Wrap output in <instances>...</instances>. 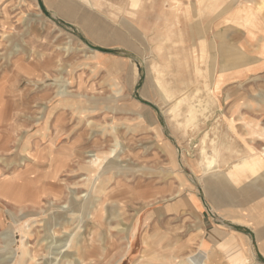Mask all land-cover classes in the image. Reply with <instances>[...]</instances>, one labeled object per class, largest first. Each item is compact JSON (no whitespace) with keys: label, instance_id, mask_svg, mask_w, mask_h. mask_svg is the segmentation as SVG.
<instances>
[{"label":"rangeland","instance_id":"obj_1","mask_svg":"<svg viewBox=\"0 0 264 264\" xmlns=\"http://www.w3.org/2000/svg\"><path fill=\"white\" fill-rule=\"evenodd\" d=\"M62 1L0 0V185L39 196L30 209V200L0 195V264L8 251L19 259L21 244L35 264H50L47 247L69 238L82 240V264H164L163 255L212 251L206 264H229L218 232L245 236L264 264V192L252 185L263 186L261 174L233 187L225 179L264 154V65L227 78L238 65L230 51L260 37L249 21L264 0H65L63 11ZM251 26L254 39L244 35ZM90 152L100 176L84 171ZM189 191L205 208L169 215L165 207ZM252 207L262 220L234 217Z\"/></svg>","mask_w":264,"mask_h":264},{"label":"bare ground","instance_id":"obj_2","mask_svg":"<svg viewBox=\"0 0 264 264\" xmlns=\"http://www.w3.org/2000/svg\"><path fill=\"white\" fill-rule=\"evenodd\" d=\"M77 1V0H76ZM217 1V0H216ZM226 1V0H225ZM263 4V3H262ZM69 6V4L67 2H65V0H63L62 2H60V9L63 11L64 9H66ZM212 6V5H211ZM73 9V8H72ZM199 9V8H198ZM74 10V9H73ZM72 11V10H71ZM70 12V11H68ZM71 13V12H70ZM72 15H74L73 11L71 13ZM90 30L96 31L98 30L97 27L94 26H90L89 28ZM231 31V30H230ZM129 32V31H128ZM126 33V32H125ZM128 34V33H127ZM120 36H123L124 38H126L125 34H123L122 32H120L118 30V33L116 34L115 38L119 39ZM132 41V40H131ZM131 44V43H130ZM232 45V44H231ZM232 53V54H231ZM243 53V52H241ZM151 54V53H150ZM231 55H234L236 57L237 53H233V51H230ZM155 59V58H154ZM232 60H236V58H231ZM131 64V68L130 71L128 73H126L125 77H126V86L129 90H132L134 87V80L135 78L138 77V66L136 63L130 62ZM124 66V65H122ZM212 67V66H211ZM213 69V67H212ZM124 71V70H123ZM117 74V73H116ZM132 74V75H131ZM134 75V77H133ZM124 77V75H123ZM121 84V83H120ZM154 87V86H153ZM198 88V86H197ZM66 90V89H65ZM196 90V89H195ZM158 93V92H157ZM156 93V94H157ZM71 94V93H70ZM130 95V94H129ZM182 95V94H181ZM202 96V95H201ZM60 97V96H59ZM169 97V96H168ZM172 97V95H171ZM142 98V96H141ZM170 99V98H169ZM173 99V98H172ZM174 100V99H173ZM181 101V100H180ZM172 102V101H170ZM80 104V103H79ZM78 104V106H80ZM138 103L136 102H132L131 103V109L135 112L138 110ZM163 104V103H162ZM168 104V103H167ZM169 105V104H168ZM177 105V104H176ZM144 107V106H143ZM175 107V106H174ZM147 108V107H146ZM191 109V108H190ZM198 109V108H197ZM173 110V109H172ZM193 110V109H192ZM195 110V109H194ZM139 111V110H138ZM200 112V110H199ZM194 113V112H193ZM192 113V114H193ZM190 116L191 119L193 118L192 115ZM195 114V113H194ZM196 116V115H195ZM189 121V120H188ZM90 123V122H89ZM88 124V123H87ZM91 124V123H90ZM191 124V123H190ZM3 129V128H2ZM6 129V128H5ZM93 129V128H92ZM127 129V128H126ZM7 132V131H6ZM55 132V131H54ZM163 132V131H162ZM121 134V133H120ZM185 134V133H184ZM9 136V135H8ZM119 137V136H117ZM264 138V137H263ZM8 139V137H7ZM213 139V138H212ZM18 142V141H17ZM122 142V141H121ZM158 145V144H157ZM112 150V149H111ZM120 150V149H119ZM204 150V149H203ZM202 150V153H204V151ZM114 152V151H113ZM177 153V152H176ZM88 154V158L89 160L87 161V166L84 167V171L87 169H93L92 172H89V174L93 177V176H100L97 174V168L98 165L100 163H97L99 160L98 158H96V155L93 154L92 152L87 153ZM176 155V154H175ZM120 157V155H119ZM75 159V158H74ZM117 159V158H116ZM121 160V159H120ZM204 160L207 164V167L210 168L214 162V159H209L204 157ZM25 161V160H24ZM95 161V162H94ZM177 161V159H176ZM75 162V161H74ZM14 165V164H13ZM104 165V164H103ZM15 166V165H14ZM32 166V165H31ZM20 167V166H19ZM72 167V166H71ZM35 169V168H34ZM88 171V170H87ZM86 171V172H87ZM258 174H261V181L263 183V186H257L255 185V181L252 182V185L254 187L255 190L259 191V192H264V154L263 157H258L255 160H253L252 162H248V158L246 159H242L240 162V165L236 164L227 174L228 178L225 176V179L228 181V183L233 187V186H238L241 182V180L243 178L248 179V178H255ZM12 175V174H11ZM104 178V177H102ZM59 179V178H58ZM84 180V179H83ZM104 181H101L99 183V187L98 185H93L95 188V192L98 195H105L106 193V188L105 185L108 183V180L106 178L103 179ZM218 180V179H217ZM92 182H88V184H90ZM226 183V182H225ZM55 184V183H54ZM64 184V183H63ZM92 185V184H91ZM72 190V189H71ZM75 191V190H74ZM81 192V191H80ZM64 193V192H63ZM72 193V192H71ZM2 194V195H1ZM72 193V197H73ZM76 194V193H75ZM0 195L3 196L5 199L7 200H15V199H21L23 198L24 200H30V204L31 206L30 209H35L38 205H39V196L38 194L35 192L30 191L29 193H22L20 194V192H17L16 188H12V186H4L2 187L0 185ZM41 195V194H40ZM64 195V194H63ZM56 197V196H55ZM80 197H85V195H82ZM42 198V197H41ZM46 198V197H45ZM99 199V197H98ZM260 199V198H259ZM61 200V199H60ZM64 202V201H63ZM44 203V202H43ZM90 204V205H89ZM88 205L89 206H93V204L90 202ZM101 204V203H100ZM264 204V197L262 198V201L259 205ZM26 206L20 207L25 208ZM54 208V207H52ZM240 208V207H239ZM255 207L249 208V209H241L239 211L240 215H245L247 217H250L252 220H255V218L257 217V219L262 220L263 218H260L258 216V214L256 213V211L254 212L253 209ZM48 210V209H47ZM54 210V209H53ZM103 210V209H102ZM51 211V210H50ZM49 212V211H48ZM58 212L59 213H63V214H68V208L66 206H60L58 207ZM75 212V210L72 211V213ZM46 213V212H45ZM95 213V209L92 210V213H88V215H93ZM97 213V212H96ZM237 214V213H236ZM96 217V216H95ZM11 220V219H10ZM17 223V220L14 221V223ZM11 225V224H10ZM14 225V224H13ZM123 229V228H122ZM13 229H11V232L7 237L8 239V244H12L14 242V237H13ZM53 233V232H52ZM259 233V231H257V234ZM27 234L24 233V236H26ZM55 235V234H52ZM23 236V237H24ZM216 238H218L219 240L221 239H226L223 242L219 243V247L220 249L223 251L224 258L227 260V262L229 264H257L254 263L253 261V254H252V250H251V246H249L248 241L246 240L245 245H244V252L242 250V241H240V244L238 243V238L237 237H233V235L230 236V238H225V236H222V234L220 232H218L215 235ZM77 238V237H76ZM261 241V240H260ZM258 242V246L261 250V252L264 253V242ZM61 244L59 246H48L47 247V254L50 258V264H82L84 263V260L80 257L79 252L81 250V244H82V240H75L72 241L71 238L63 240L62 242H60ZM50 244V243H48ZM29 246V245H28ZM32 246V245H31ZM20 252H21V256L19 259H16V254L14 253V251H8L7 255L3 258L4 264H24L26 257H29L27 261H29L28 264H35V256H29L27 255V250L25 248V246L23 244L20 245ZM38 253V252H37ZM46 255V254H45ZM44 255V256H45ZM209 256L208 254H199V255H195V256H188L186 258H179L176 254L175 255H163V263L164 264H206V259L205 256ZM42 256V254H41ZM211 256H214V253L211 252ZM210 256V257H211ZM40 257V256H39ZM18 258V257H17ZM112 258V257H111ZM110 258V259H111ZM210 260V259H209ZM120 261V260H119ZM118 261V262H119ZM107 263V262H106ZM116 263V261H115ZM87 264V263H86ZM109 264V263H108Z\"/></svg>","mask_w":264,"mask_h":264},{"label":"crops","instance_id":"obj_3","mask_svg":"<svg viewBox=\"0 0 264 264\" xmlns=\"http://www.w3.org/2000/svg\"><path fill=\"white\" fill-rule=\"evenodd\" d=\"M262 5H264V3ZM249 22H250V24H256V25L258 23V25L260 27V29H259L260 37L258 38V41L254 43V45L252 44L251 39H246L245 42L248 44L247 47H238L240 50V53L239 54L237 53L236 57L234 55L231 57L234 59L236 58V60L234 61V60L230 59L231 63L236 62L238 65H237V67H233V72L228 73V76H227L228 81H229V78H232V77H234V80H237L243 76H250V75H252V73L255 70L260 68L258 66L264 65V10H263V12H261V15H259L258 21H257V18L256 19L254 18V19H252V21H249ZM256 29L258 30V27L256 28L254 26H251V29L249 30L250 32H245L244 35L247 33L250 38L254 39L252 36H254L255 33H257V31H254ZM241 52H243V53H241ZM256 67H258V68H256ZM235 70H237L236 73H234ZM183 186H182V189H185V188H183ZM187 191L188 190H185V192H187ZM189 192H188V194L185 193V196H183L181 199H178L173 204H168L165 207V211L168 213H171L169 215H175V214H177L176 212L181 210L180 208H185L186 210H190L191 212H195V213L200 212L199 207L205 208L204 204L202 206L199 203L195 202V197H197V196L194 195L193 193H191V192L189 193ZM237 215H240L239 211L237 212V214H235L234 217H237ZM241 216L245 217V215H241ZM234 221L241 223V224H244L237 219H234ZM232 235H233V237L235 236L238 238L239 244H240V241H242V250L244 252V245L246 242V237L236 235L234 233ZM225 238H230V237H225ZM200 247H201V249H204L206 246L204 244H201ZM219 249H220V247H219ZM201 254H208L209 255V254H211V252L210 253L203 252Z\"/></svg>","mask_w":264,"mask_h":264},{"label":"water","instance_id":"obj_4","mask_svg":"<svg viewBox=\"0 0 264 264\" xmlns=\"http://www.w3.org/2000/svg\"><path fill=\"white\" fill-rule=\"evenodd\" d=\"M135 63L137 64V62L135 61ZM137 66H138V70H139V65L137 64Z\"/></svg>","mask_w":264,"mask_h":264}]
</instances>
